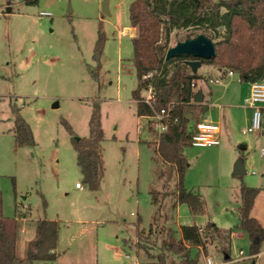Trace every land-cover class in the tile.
<instances>
[{"label":"rangeland","instance_id":"obj_1","mask_svg":"<svg viewBox=\"0 0 264 264\" xmlns=\"http://www.w3.org/2000/svg\"><path fill=\"white\" fill-rule=\"evenodd\" d=\"M132 1L109 0L108 16L102 11L104 0H0V193L5 216L27 218L21 220L20 256L34 238L33 220L47 218L60 222L61 263L152 264L161 253L162 229L171 227L180 237L181 225L214 222L240 232L242 182L263 190L252 210L264 216V136L243 133V107L251 87L238 75L216 82L220 72L208 64L198 69L208 80L199 81L195 90L208 99L210 90L214 95L205 102L210 104L206 112L195 111L194 120L207 117L222 126L221 144L185 150L186 185L204 198L206 213L193 215L187 204L175 206L176 176L157 153L158 136L150 129L139 131L146 120L137 115L133 98L138 79L132 62L137 34L130 23ZM100 29L106 42L95 79L88 65L96 66L93 53ZM202 33L217 42L226 31L174 29L169 47ZM94 101L100 102L105 132V175L98 191L84 184L72 135L63 123L66 120L78 137H88ZM233 101L239 106H229ZM13 103L32 128L33 147L15 146ZM262 122L264 128V114ZM245 144L248 149L242 150ZM243 153L246 175L240 179L233 171ZM77 182L83 183V191ZM156 192L158 204L153 203ZM250 245L248 235L234 238L231 257L237 258L242 249L249 256ZM191 254L197 256L198 249L192 248ZM207 257L214 264L225 261L214 245L207 254L201 252L200 264ZM178 261L179 256L169 254V264ZM258 261L264 264V255Z\"/></svg>","mask_w":264,"mask_h":264},{"label":"trees","instance_id":"obj_2","mask_svg":"<svg viewBox=\"0 0 264 264\" xmlns=\"http://www.w3.org/2000/svg\"><path fill=\"white\" fill-rule=\"evenodd\" d=\"M26 2L37 3V0ZM130 23L137 30L133 37L132 59L138 79V85L133 91L137 115H152L162 108H171L172 116L177 117V121L170 122L168 129L157 135L156 150L169 166V172L176 176L173 192L175 206L187 204L193 215L205 214L204 198L186 185L189 165L185 150L192 146V130L201 121L194 120L195 111L202 113L208 110L207 104L194 102L197 93L194 84L197 85L201 80L207 81L208 78L193 72L188 64L191 58L179 56L166 60L170 35L174 29L189 28L209 30L216 34L223 27L226 34L223 39L215 42L216 56L202 59V65L216 66L223 79L232 71L239 76L241 82L264 80V0H133L130 6ZM105 42L106 38L100 29L93 53L96 66L88 65L95 79L99 78ZM150 88L155 95L151 105L143 98V92ZM11 109L15 146H35L32 128L22 116L20 107L13 103ZM189 113L193 114L191 118L188 117ZM101 118L100 102L94 101L88 137L75 135L72 126L63 120L72 135V145L77 153L84 184L92 191L99 190L105 175V132ZM259 192V188L242 182L237 228L249 236L251 255L260 252L264 241V226L251 215ZM157 193L159 192L153 195L155 204L159 203ZM21 218L25 216L4 215L0 193V264H46L55 261L58 257L56 248L59 243L60 222L47 218L33 220L34 238L28 244L26 255L20 256L17 243L21 234ZM141 221L139 217L138 226ZM152 231L153 225L150 233ZM179 231L180 237L177 236V230L171 227L165 231L162 229L164 236L161 253L157 255L158 262L152 264H169V254L179 256L176 264H200L199 255L201 252L207 254L210 245H214L225 260L231 259L233 229H223L214 222H208L205 226L181 225ZM142 233L143 230L139 231L138 236H142ZM192 248L198 249L197 256L191 254ZM248 261L254 262L255 259L243 260L240 264H252Z\"/></svg>","mask_w":264,"mask_h":264},{"label":"built area","instance_id":"obj_3","mask_svg":"<svg viewBox=\"0 0 264 264\" xmlns=\"http://www.w3.org/2000/svg\"><path fill=\"white\" fill-rule=\"evenodd\" d=\"M47 12H41L40 16L48 15ZM235 73L229 71L228 76H233ZM222 78H217L216 82H221ZM196 88L198 84H194ZM250 96L246 100V105L253 110L251 124L243 129V133H256L262 128L263 107H264V80L255 81L250 83ZM148 96H143L144 101L149 105L155 100V95L150 88ZM145 119V123L139 124V131L144 132L146 129H150L152 132L161 135L168 129L169 123L177 121V117L172 116L171 108H162L155 111L152 115L141 116ZM221 127L219 124L203 119L197 122L192 130L191 144L194 147H212L218 146L221 143L220 138ZM260 154L264 158V147L260 149ZM76 188L84 189V185L81 182L76 183ZM244 251L239 252V256L235 259L225 260L220 264L238 263L243 261ZM129 257V255H127ZM205 264H214L211 257L206 258Z\"/></svg>","mask_w":264,"mask_h":264},{"label":"water","instance_id":"obj_4","mask_svg":"<svg viewBox=\"0 0 264 264\" xmlns=\"http://www.w3.org/2000/svg\"><path fill=\"white\" fill-rule=\"evenodd\" d=\"M11 10L10 7L7 9L8 12H11ZM102 11L105 15L111 16L109 0H104L102 3ZM179 56L191 58L188 60V64L191 66L193 72H198V69L202 66V59H211L216 56L215 42L203 33L194 37L188 35L185 40L178 41L176 45L168 48L166 60ZM203 100V91H198L194 96V102L203 103ZM192 116V113L188 114V117L191 118ZM233 174L236 176H243L246 174L242 158L237 160ZM256 242H258V240H256ZM226 258H228V256ZM252 264H255V262H252Z\"/></svg>","mask_w":264,"mask_h":264},{"label":"crops","instance_id":"obj_5","mask_svg":"<svg viewBox=\"0 0 264 264\" xmlns=\"http://www.w3.org/2000/svg\"><path fill=\"white\" fill-rule=\"evenodd\" d=\"M131 29H133V27H131ZM135 29V28H134ZM218 71H219V69H218ZM236 74H234L233 76H235ZM217 78H222L221 77V75H219V76H217L216 78H215V80L217 79ZM227 78V77H226ZM223 79V78H222ZM211 80V79H210ZM248 85H250V83H248ZM251 87V86H250ZM209 97L210 98H212L213 97V95H214V92L212 91V90H210L209 92ZM249 93H250V89H249ZM203 95H204V100H203V103H205V102H208V103H210V98L208 99L207 97H205V94L203 93ZM250 95V94H249ZM208 105V104H207ZM226 105H221V104H219V107H222V109H223V107H225ZM229 106H232V107H238L239 105H237V103H234V101L229 105ZM210 107V104L208 105V108ZM243 113H244V116H245V122H246V125H247V127L251 124V120H252V115H253V110L250 108V107H248L247 105H246V103L244 104V107H243ZM263 114H264V107H263ZM205 119H207L208 120V118L207 117H205ZM221 127V133H220V138H221V136H222V134H223V127L222 126H220ZM262 130H261V132L260 131H258V132H256V134L257 133H261V135H263L264 136V128H263V122H262V128H261ZM221 144V143H220ZM219 144V145H220ZM218 145V146H219ZM212 147H215V146H212ZM245 147V148H244ZM201 148H207V147H201ZM248 149V145L247 144H245L243 147H242V150H247ZM261 155V154H260ZM262 157V156H261ZM241 158L243 159L244 158V153L241 155ZM240 159V158H239ZM243 162H244V166H245V161H244V159H243ZM246 170V169H245ZM246 175V174H245ZM233 176H235V177H238V178H240V179H242L243 178V176H236V175H234L233 174ZM242 184V183H241ZM78 190H82L83 191V189H79V188H77ZM262 191L263 190H261V192L259 193V195L262 193ZM241 203V202H240ZM255 204H256V201H255ZM240 206V205H239ZM255 206V205H254ZM254 209V208H253ZM251 215L253 216V217H255L256 219H258L259 221H260V223L264 226V216L262 217L261 215H257V214H255L254 212H253V210H252V213H251ZM27 219V218H26ZM25 218H21V220H26ZM52 220V219H51ZM180 228V227H179ZM240 230V229H239ZM244 235H247L244 231H242V230H240V232H237V231H235L234 230V232H233V234H232V240L234 239V238H237V237H243ZM264 241L262 242V244H261V250H260V252L258 253V254H256V255H251V254H249V256H246L245 254H244V256H243V260H250V259H252V258H254L255 259V264H261V262H259L258 261V259L261 257V256H263L264 255ZM243 250V249H242ZM244 251V250H243ZM56 252H57V254H58V257H57V259L55 260V261H53L52 263L53 264H64V263H61V261H60V257H61V255H60V253H59V248H58V246H57V248H56ZM245 253V252H244ZM239 256V255H238ZM224 257V256H223ZM231 259H234V258H232L231 257ZM49 263H51V262H48V263H46V264H49ZM66 264V263H65Z\"/></svg>","mask_w":264,"mask_h":264}]
</instances>
